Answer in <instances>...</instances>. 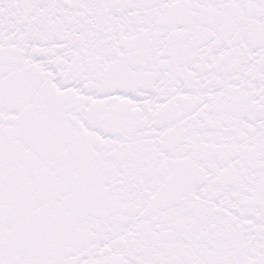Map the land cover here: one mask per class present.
<instances>
[{"label": "snow or ice", "instance_id": "6c2138e0", "mask_svg": "<svg viewBox=\"0 0 264 264\" xmlns=\"http://www.w3.org/2000/svg\"><path fill=\"white\" fill-rule=\"evenodd\" d=\"M0 264H264V0H0Z\"/></svg>", "mask_w": 264, "mask_h": 264}]
</instances>
